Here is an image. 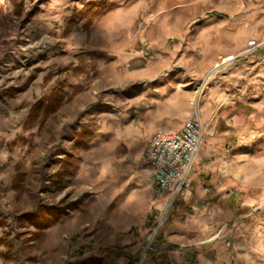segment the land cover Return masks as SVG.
I'll list each match as a JSON object with an SVG mask.
<instances>
[{
	"label": "crops",
	"instance_id": "1",
	"mask_svg": "<svg viewBox=\"0 0 264 264\" xmlns=\"http://www.w3.org/2000/svg\"><path fill=\"white\" fill-rule=\"evenodd\" d=\"M146 1L96 0L107 6L79 35L81 49L57 61L46 95L39 86L32 91L34 103L58 102L47 116L51 141L40 150L46 160L38 167L49 165L53 183L79 197L35 244L63 242L62 228L67 242L76 236L73 250H85L76 264L139 263L168 202L151 182L153 166L141 163L149 138L178 132L195 114L206 133L215 116L239 115L243 101L250 111L246 94L264 80V0H152V9ZM228 124L225 134L233 132ZM225 147L202 139L190 184L143 264L263 263L264 219L255 205L262 200L232 203L233 191L244 190L248 179L221 152ZM36 249L30 256L38 264L64 256Z\"/></svg>",
	"mask_w": 264,
	"mask_h": 264
},
{
	"label": "rangeland",
	"instance_id": "2",
	"mask_svg": "<svg viewBox=\"0 0 264 264\" xmlns=\"http://www.w3.org/2000/svg\"><path fill=\"white\" fill-rule=\"evenodd\" d=\"M95 1L0 0V264H38L39 257L30 256L36 248L37 252L64 255L60 260L53 257L48 264H76L85 252L73 250L76 236L67 242L68 235H64L62 228L59 236L63 242L55 241L46 247H36L35 244L40 231L43 228L46 230L50 223H60L58 216L64 213L65 208L76 205L79 197L67 190L63 198L57 199L64 189L57 181L53 183L49 165L45 166L46 169L38 167L46 160L44 152L40 153V150L47 149L44 145L51 141L49 129L46 128L49 112L43 114L42 107L46 101L41 105L34 103L38 95L32 91L34 86H39L43 94L47 93L53 78L51 70L57 61L81 49L84 38L80 40L79 35L87 32L93 19L107 6H97ZM131 1L113 0V3L122 6ZM91 2L95 5H87ZM146 2L148 9L154 8L150 5L152 0ZM52 5L54 8L49 11ZM89 12L90 16H87ZM83 17L90 18L83 24ZM140 17H144V14ZM262 47L264 52V45ZM48 71L51 73L44 75ZM259 84H262L261 90L257 88L256 92L249 91L246 94L248 105L251 103L250 111L246 110L247 104L243 101L237 107L240 114L233 119L225 113L219 118L215 116L203 138H215L217 142L225 144L221 152L240 163L242 175L248 179L244 190L233 191L232 203L241 204L247 196L258 201L261 199L255 205L260 207L257 211L262 212L264 219V80ZM205 92L200 91L197 108ZM255 97L257 100L253 101ZM228 123H232L230 127L233 132L225 134L223 127L227 128ZM42 132L44 134L41 136ZM250 185H256L257 188L251 191L248 188ZM178 197L170 205L167 202L164 209L168 207L167 211L161 222L159 220L157 223L159 227L149 243L146 255ZM154 228L148 233L143 247L148 243ZM46 237L51 238L53 234ZM260 254L261 264H264V245Z\"/></svg>",
	"mask_w": 264,
	"mask_h": 264
},
{
	"label": "built area",
	"instance_id": "3",
	"mask_svg": "<svg viewBox=\"0 0 264 264\" xmlns=\"http://www.w3.org/2000/svg\"><path fill=\"white\" fill-rule=\"evenodd\" d=\"M204 124L198 114L186 120L172 134H153L147 143L141 163L151 164V182L157 192L168 196V205L189 186L193 162L200 150Z\"/></svg>",
	"mask_w": 264,
	"mask_h": 264
},
{
	"label": "water",
	"instance_id": "4",
	"mask_svg": "<svg viewBox=\"0 0 264 264\" xmlns=\"http://www.w3.org/2000/svg\"><path fill=\"white\" fill-rule=\"evenodd\" d=\"M197 105H198V99H196V103H195L196 108H197ZM167 208H168V207H167ZM167 208H166V210L164 211V213L162 214V216H161V218H160V222H161L163 216L165 215V213H166V211H167ZM158 224H159V223H158ZM158 224L155 226L154 230L152 231V233H151V235H150V237H149L148 243L145 245V247H144V249H143V254H142V256H141L140 261H139L138 264H141V263H142V260H143L145 254H146L145 252H146L147 248H149V243L151 242V240H152V238H153V235L155 234L156 230H157L158 227H159Z\"/></svg>",
	"mask_w": 264,
	"mask_h": 264
},
{
	"label": "trees",
	"instance_id": "5",
	"mask_svg": "<svg viewBox=\"0 0 264 264\" xmlns=\"http://www.w3.org/2000/svg\"><path fill=\"white\" fill-rule=\"evenodd\" d=\"M38 103H36L33 107H32V111H34V109L36 108ZM58 102L57 101H47L45 105H43V114H47L48 112H52L55 110V107L57 106ZM31 115V114H30Z\"/></svg>",
	"mask_w": 264,
	"mask_h": 264
},
{
	"label": "bare ground",
	"instance_id": "6",
	"mask_svg": "<svg viewBox=\"0 0 264 264\" xmlns=\"http://www.w3.org/2000/svg\"><path fill=\"white\" fill-rule=\"evenodd\" d=\"M52 6H53V7H50V8H49V11H50V10H53L54 5H52ZM196 99H199V94L196 96ZM196 99H195V103H196ZM66 194H67V190H64V191L58 196L57 199H61V198H63Z\"/></svg>",
	"mask_w": 264,
	"mask_h": 264
}]
</instances>
